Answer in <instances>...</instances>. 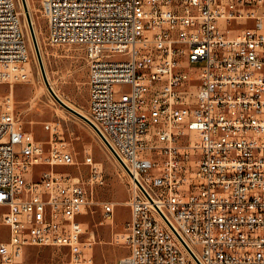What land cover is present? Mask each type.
Segmentation results:
<instances>
[{
  "label": "built area",
  "instance_id": "1",
  "mask_svg": "<svg viewBox=\"0 0 264 264\" xmlns=\"http://www.w3.org/2000/svg\"><path fill=\"white\" fill-rule=\"evenodd\" d=\"M38 1L48 42L84 49L85 117L130 179L119 264H264V0ZM29 62L15 0H0V85L30 81ZM44 129L47 142L0 102V263L36 246L90 264L92 190L55 173L76 159Z\"/></svg>",
  "mask_w": 264,
  "mask_h": 264
},
{
  "label": "rangeland",
  "instance_id": "2",
  "mask_svg": "<svg viewBox=\"0 0 264 264\" xmlns=\"http://www.w3.org/2000/svg\"><path fill=\"white\" fill-rule=\"evenodd\" d=\"M28 2L30 17L35 30L46 74L53 87L69 107L86 116L88 113L89 87L88 64L82 46H53L48 42L47 21L40 12L38 0ZM23 27L27 31L30 53V81L13 86L0 85V102L11 100L14 114L20 119L25 131L33 133L35 139L47 142L50 135L45 131L46 123L56 124L69 143L76 165L55 168V173L75 183H84L92 190V205L81 220L86 234L83 242L92 246L88 251L90 264H119L129 255L124 243V226L130 220L131 184L120 164L101 142L94 129L75 116L53 97L42 74L32 41L28 15L23 0H15ZM248 25L241 22L240 27ZM181 145H186L182 142ZM91 156L103 170V184L89 185L90 167L85 164ZM194 165V162H191ZM46 169V168H44ZM42 168H36L34 178ZM116 204L112 221L104 219L103 205ZM1 264V263H0ZM17 264H72L69 251L56 247L31 246L26 249Z\"/></svg>",
  "mask_w": 264,
  "mask_h": 264
},
{
  "label": "water",
  "instance_id": "3",
  "mask_svg": "<svg viewBox=\"0 0 264 264\" xmlns=\"http://www.w3.org/2000/svg\"><path fill=\"white\" fill-rule=\"evenodd\" d=\"M23 3H24V6H25V10L27 12V15H28V21H29V26H30V33H31V37H32L33 44H34V48L36 50V54H37V57H38V61H39V64H40V67H41V70H42V74H43V77H44V80H45L46 85L49 86V83H48L47 77H46L45 68H44V65H43V60H42L41 53H40V49H39V44H38V41H37V37H36V34H35V30L33 28V24H32V21H31L30 14H29V10H28L27 4H26V0H23ZM49 91L51 92V94L53 95V97L59 102V104L62 107H64L66 110H68L69 112H71L75 116H77L80 119H82L83 121H85L92 128L94 127L92 125V123L84 115H82L81 113L77 112L76 110L72 109L71 107H69L68 105H66L65 103H63L57 97V95L54 93V91L51 88H49Z\"/></svg>",
  "mask_w": 264,
  "mask_h": 264
},
{
  "label": "bare ground",
  "instance_id": "4",
  "mask_svg": "<svg viewBox=\"0 0 264 264\" xmlns=\"http://www.w3.org/2000/svg\"><path fill=\"white\" fill-rule=\"evenodd\" d=\"M28 2H26V4H27ZM27 7H28V10H29V6H28V4H27ZM29 13H30V11H29ZM44 65V64H43ZM31 67H30V64H29V69H30ZM46 77H47V81H48V83H49V86H47L46 85V87L49 89V88H51L53 91H54V93L57 95V97L63 102V103H65L66 105H67V102L60 96V95H58L57 93H56V91H55V88L53 87V84L51 83V80L49 79V76H48V74H46Z\"/></svg>",
  "mask_w": 264,
  "mask_h": 264
}]
</instances>
